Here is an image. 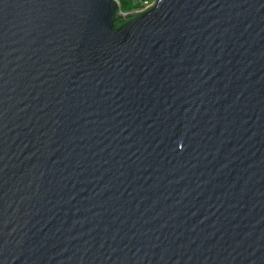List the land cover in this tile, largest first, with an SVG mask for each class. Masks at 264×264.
<instances>
[{
  "label": "water",
  "instance_id": "water-1",
  "mask_svg": "<svg viewBox=\"0 0 264 264\" xmlns=\"http://www.w3.org/2000/svg\"><path fill=\"white\" fill-rule=\"evenodd\" d=\"M0 264H264V0H0Z\"/></svg>",
  "mask_w": 264,
  "mask_h": 264
},
{
  "label": "built area",
  "instance_id": "built-area-1",
  "mask_svg": "<svg viewBox=\"0 0 264 264\" xmlns=\"http://www.w3.org/2000/svg\"><path fill=\"white\" fill-rule=\"evenodd\" d=\"M118 1H119L120 5H121V1L120 0H118ZM138 1L139 0H134L132 5L133 6H137L138 5ZM149 2H150V0H140V2H139L140 8L137 9V12L143 11V10L149 8L155 1L152 4H150Z\"/></svg>",
  "mask_w": 264,
  "mask_h": 264
},
{
  "label": "rangeland",
  "instance_id": "rangeland-1",
  "mask_svg": "<svg viewBox=\"0 0 264 264\" xmlns=\"http://www.w3.org/2000/svg\"><path fill=\"white\" fill-rule=\"evenodd\" d=\"M155 0H150V4H152L153 2H154ZM139 2H140V0L138 1V5L137 6H133L132 4H133V2H132V4H131V6H132V8H122V10H123V12H126V13H133V12H137V9H139L140 8V4H139Z\"/></svg>",
  "mask_w": 264,
  "mask_h": 264
},
{
  "label": "trees",
  "instance_id": "trees-1",
  "mask_svg": "<svg viewBox=\"0 0 264 264\" xmlns=\"http://www.w3.org/2000/svg\"><path fill=\"white\" fill-rule=\"evenodd\" d=\"M121 1V9L124 8H132L131 4L134 0H120Z\"/></svg>",
  "mask_w": 264,
  "mask_h": 264
}]
</instances>
